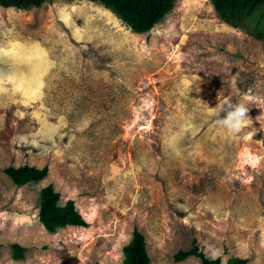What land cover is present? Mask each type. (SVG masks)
<instances>
[{
    "label": "rangeland",
    "instance_id": "rangeland-1",
    "mask_svg": "<svg viewBox=\"0 0 264 264\" xmlns=\"http://www.w3.org/2000/svg\"><path fill=\"white\" fill-rule=\"evenodd\" d=\"M242 100L233 134L217 113ZM26 164L49 174L17 185ZM50 183L89 226L46 229ZM135 229L151 264L264 263V40L212 0L142 33L90 0L0 6V264H122Z\"/></svg>",
    "mask_w": 264,
    "mask_h": 264
},
{
    "label": "trees",
    "instance_id": "trees-1",
    "mask_svg": "<svg viewBox=\"0 0 264 264\" xmlns=\"http://www.w3.org/2000/svg\"><path fill=\"white\" fill-rule=\"evenodd\" d=\"M47 1L54 0H0V6L29 9L39 7ZM72 1V0H68ZM103 4L113 10L121 19L127 22L136 32H147L163 17L169 14L177 0H90ZM219 15L225 22L247 29L258 39L264 40V0H212ZM5 172L17 185L38 182L49 174V166L37 167L35 165L8 166ZM39 217L47 230L57 231L66 226H89V221L77 208L74 199L64 203L60 201V193L53 184L41 189ZM13 255L22 258L26 248L18 243L13 244ZM126 257L122 264H151V257L147 251L145 235L138 229L133 231L131 241L124 247ZM196 255L202 259L203 264H224L220 257L210 258L198 245L189 249H180L175 254V260L181 261ZM243 257H232L225 264H246ZM264 264V263H262Z\"/></svg>",
    "mask_w": 264,
    "mask_h": 264
},
{
    "label": "clouds",
    "instance_id": "clouds-1",
    "mask_svg": "<svg viewBox=\"0 0 264 264\" xmlns=\"http://www.w3.org/2000/svg\"><path fill=\"white\" fill-rule=\"evenodd\" d=\"M223 115L217 113L216 123L230 133L239 132L246 124L251 123V119L246 115L248 106L241 102L228 104L220 110Z\"/></svg>",
    "mask_w": 264,
    "mask_h": 264
}]
</instances>
